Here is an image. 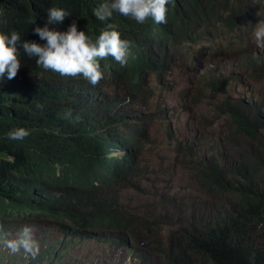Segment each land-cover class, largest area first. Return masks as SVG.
Masks as SVG:
<instances>
[{"label": "trees", "instance_id": "obj_1", "mask_svg": "<svg viewBox=\"0 0 264 264\" xmlns=\"http://www.w3.org/2000/svg\"><path fill=\"white\" fill-rule=\"evenodd\" d=\"M102 2L104 0H0V34L11 35L15 31L22 39L43 45L46 41L40 40L34 27H43L48 10L59 7L69 16L55 26L58 30L67 31L76 23L79 31H85L95 40L110 22L118 26L121 38L130 45L126 72L95 86L45 70L37 65L36 57H28L20 49L21 67L16 77H0V204L7 211H15L21 204L32 206L26 201L50 204L74 221L98 217L97 220L127 226H162L176 222L179 223L177 234L170 237L163 251L164 262L194 264L187 253L191 238L183 237L177 242L180 248L175 255L172 249L182 232L221 228L223 223L216 211L194 213L192 210L181 217V204H170L169 212L153 205L146 213L137 214L120 201V190L130 186L131 178H142L149 168L137 155L142 150L140 139L147 141L148 131L154 124L166 125L168 139L174 142L176 152L181 153V166L205 176V185L211 186L222 174L219 161L210 157L202 159L201 152L211 144L203 133L184 141L178 139L172 124L165 122L167 115L149 102L156 95L146 79V64L152 59L149 51L157 44L161 50H167L163 75L157 78V84L163 86L162 79L171 68L199 64L203 48L191 44H200L201 38L212 34L216 25L233 31L231 39L233 43L238 42L242 37L241 29L251 30L255 26L256 12L264 10V0H170L166 5L167 22L157 25L150 24L154 22L151 18L141 24L116 12L110 21H100L93 12ZM222 53L226 54L230 66L237 62L245 68V60L253 58V54L243 55L240 50ZM116 67L112 62L104 63V71L109 74ZM224 71L226 69L219 66L203 71L206 87L223 91L229 83L222 74ZM231 74L233 80L238 79L233 72ZM253 101L249 99L239 105L226 99L219 104L218 115L233 119L242 134L255 131L258 126L264 131V111L247 109ZM68 113L70 117L66 116ZM122 123H129L130 131L122 132L119 126ZM18 127L27 129L30 134L23 140L8 139V132ZM117 134H124L129 140L134 153L131 164V157L122 161L117 156L121 144L112 139ZM254 142L257 148L252 153L253 159L239 151V165L246 174L231 176L232 188L264 189V134H257ZM31 167L40 175L26 177ZM94 181L103 185L94 187ZM9 216L1 217L4 224L12 222ZM247 241H257L264 246V217L255 229L253 240L248 236ZM182 243L185 246H181ZM30 258L31 255L21 249L8 254L6 264H34L29 263Z\"/></svg>", "mask_w": 264, "mask_h": 264}, {"label": "clouds", "instance_id": "obj_2", "mask_svg": "<svg viewBox=\"0 0 264 264\" xmlns=\"http://www.w3.org/2000/svg\"><path fill=\"white\" fill-rule=\"evenodd\" d=\"M169 3L170 0H104L94 9L93 14L98 20L106 22L111 20L114 12L130 17L141 24L151 18L154 22L150 24L157 25L167 22L166 5ZM68 16L69 13L64 9L52 7L48 10L47 23H44L43 27L35 25V20L32 21L35 25V34L40 40L46 41L43 45L22 39L15 31L11 35L0 34V77L5 75L8 79L16 77L21 67L20 49H23V53L28 57H36L38 66L58 73L66 79L78 78L95 86L122 76L128 65L130 45L127 40L121 38L117 30L118 26L114 23H106L98 37L93 40L86 35L85 31H79L76 23H72L67 31H60L55 27L62 24ZM256 16L258 21L255 26L251 30L241 29L242 37L236 43H233L231 39L233 31L227 27H220L221 25L214 26L216 29L207 37H202L200 44H191L195 48L200 46L203 48V51L199 53L201 59L199 64L197 66L181 64L171 68L168 71L169 74L162 79L165 83L163 86L157 84V78L163 75L167 50H161L157 44L159 47L154 46L149 51L152 59L146 64V79L150 90L156 93L149 99V102L156 104L167 115L168 109L163 103H165L164 94L172 86L169 77L183 68L180 75L187 81V88H183L179 94V99L185 102L181 110L191 116V122L195 125L185 132L179 129L173 119L181 114V110L172 117L167 116L165 122L172 124L175 135L182 141L197 133H203L211 144L207 150L201 152L202 159L210 157L219 161L222 174L216 182L211 183V186L205 185V176H198L181 166V153L176 152L174 142L168 139L166 125L154 124L148 131L147 141L144 138L140 139L139 144L142 150L137 155V159L142 160L149 168L143 173L142 178H131L130 186H125L120 190V201L124 207L137 214L146 213L153 205L161 206L169 212L172 207L170 204L176 205V201H173L168 194L161 198L160 193L153 186L149 192L144 191L143 183L151 184L163 179L165 174L171 173L174 166L190 172L197 185H202L207 190V192L204 191L200 186L213 202L207 212L216 211L218 217L221 218L219 220L223 223L221 228L209 231L181 233L172 253L175 255L178 252L180 244L177 242L180 239L191 238L187 253L194 264H264L263 244L257 241L254 243L247 241L248 236L251 241L253 240L255 229L264 217V189L257 187L253 191H241L232 188L230 184L231 176L246 174L239 165V151L246 158L253 159L252 153L257 148L254 140L257 134H264V131L258 126L255 131H245L242 134L233 119L228 120L225 116L218 115L217 112L219 104L226 99L231 103L237 102L239 105L253 99L255 101L250 103L247 109L255 108L264 111V10L261 13L257 10ZM185 44L188 43L185 42ZM163 46L168 48L165 44ZM238 50L243 55L253 54L251 60H245V68L237 62H233V66H230L226 60V54L222 53ZM105 62L117 64L111 74L104 71ZM217 66L226 69L222 74L229 80L224 90L220 92L217 89H209L204 84L203 71ZM256 69L260 72L257 73ZM231 72L238 76L237 80L232 79ZM252 82H260L263 88L259 91L251 90ZM199 103L204 105L205 115H200L197 121V116L192 110ZM66 116L70 117L71 113ZM219 119H225L224 126L213 128L212 125ZM119 126L122 132L130 131L131 128L129 123H122ZM156 126L162 130L159 137L153 133ZM206 127H211L210 132ZM29 134L27 129L18 127L9 131L7 138L23 140ZM112 139L121 144L116 151L117 156L122 161H127L131 157L129 160L131 164L134 161V153L129 147L127 137L124 134H117ZM107 141L111 143L108 137ZM158 144L163 145L165 150L172 154V161L175 159L179 165L174 162L170 169L162 167V164L156 161L155 154L152 153ZM190 162H192L191 159ZM197 163L198 160L194 162V166ZM38 175L40 174L37 170L31 167L25 176L34 178ZM101 185L103 182H93L94 187ZM125 191L139 194L143 199L142 203L139 206L124 204L122 196ZM148 197H150L149 200H147ZM26 202L31 203L32 206L21 204L15 211H7L4 205L0 204V263L7 261L8 254L22 249L23 253L31 255L29 263L66 264L67 257L72 256L71 248L76 242L96 239L108 243L117 251H124L133 264H165L166 257L163 251L167 249L170 237L177 234L175 230L179 226L176 222L162 226L159 224L115 225L109 221L97 220L98 217L96 220L74 221L68 215L56 211L50 204ZM7 215H10L8 219L12 222L4 224L1 217ZM160 231H162L161 237L151 235L154 232L160 233ZM181 246L185 244L182 243Z\"/></svg>", "mask_w": 264, "mask_h": 264}, {"label": "rangeland", "instance_id": "obj_3", "mask_svg": "<svg viewBox=\"0 0 264 264\" xmlns=\"http://www.w3.org/2000/svg\"><path fill=\"white\" fill-rule=\"evenodd\" d=\"M180 72L182 74L183 68H181V71H175L171 74L169 81L172 86L164 94L165 103H163V105L168 109V117L178 114L185 103L184 100L179 99V94L183 88H187V81L182 79ZM250 88L253 91H259L263 88V85L260 82H252ZM243 91L244 89L242 92ZM192 112H194V115L196 114L197 121H199L200 115H205L204 105L199 103L193 108ZM190 118L191 116L181 110V114H179L176 119H173V121L181 131L185 132L195 125L191 122ZM224 120L225 119H219L212 127L221 128L224 126ZM200 125H202V122H200ZM206 128L210 132L211 127ZM153 133L156 137H159L162 134V130L160 127L156 126L153 129ZM152 153L155 154L157 158L156 161L161 163L162 167L170 169L174 162L179 165V162H176L175 159L172 161V154L167 152L163 145L158 144ZM151 159L154 160L153 157H151ZM151 186L158 190L161 198H164V196L168 194L173 201H176L177 204H181L180 211L182 217L186 216L192 210L194 213H199L200 211L207 212L213 205L209 196L197 185L193 175L177 166H174L171 173L165 174L164 178L159 181L151 184L149 182H144L143 190L149 192L153 189ZM149 198L150 197H148L147 200H149ZM142 201L143 199L139 194H133L131 191H125V194L122 196V202L128 206H139ZM151 235L153 237H161L162 231H160V233L154 232ZM71 253L72 256L67 257L66 264H133L129 258H127V254L124 251H117L108 243L96 239H86L81 242H76L71 248ZM0 264H6V261Z\"/></svg>", "mask_w": 264, "mask_h": 264}, {"label": "bare ground", "instance_id": "obj_4", "mask_svg": "<svg viewBox=\"0 0 264 264\" xmlns=\"http://www.w3.org/2000/svg\"><path fill=\"white\" fill-rule=\"evenodd\" d=\"M137 215V214H136Z\"/></svg>", "mask_w": 264, "mask_h": 264}]
</instances>
